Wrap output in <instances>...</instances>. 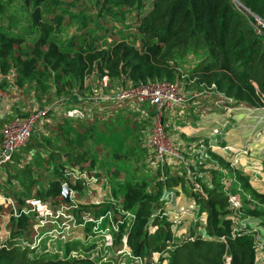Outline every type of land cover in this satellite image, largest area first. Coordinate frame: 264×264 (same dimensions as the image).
Instances as JSON below:
<instances>
[{
    "label": "trees",
    "instance_id": "trees-1",
    "mask_svg": "<svg viewBox=\"0 0 264 264\" xmlns=\"http://www.w3.org/2000/svg\"><path fill=\"white\" fill-rule=\"evenodd\" d=\"M149 1L145 11L147 0H24L31 31L37 37L26 47L23 38L0 31L1 79H9L11 74L20 84L35 81L41 88L44 80L51 79L53 98L67 97L65 104H84L95 110L92 115L79 113L76 118L64 113L54 117L50 112L48 117L53 120L48 135L34 133L26 146L14 153L5 166L8 180L0 179V192L4 190L1 182H5L10 186L5 191L20 203L40 197L58 205L66 203L62 190L67 184L71 198L77 201L88 191L92 179L104 180L93 173L96 152L104 153L110 159L105 180L114 181L112 191L121 207L79 206L96 216L112 212L114 219L121 221L119 231L114 232L118 250L127 234L128 247L141 260L159 253L168 256V264H258L256 230L249 223L234 220L231 193L219 184L217 170L208 171L209 180L197 177L188 192L206 214L204 232L192 230L189 237L177 238L173 221L157 210L165 189L180 185L182 178L165 174L150 185L127 172L126 160L136 153L133 145L145 141L148 122L138 115L147 114L151 120L156 110L150 107L149 114L144 113L146 105L136 98L120 100L114 96L151 81L182 86V78L188 76L196 87L213 88L223 95H216L214 103L264 107V32L252 25L258 18L264 25V0H237L253 14L250 20L233 0ZM74 19L79 21L76 32L62 38L63 30ZM88 76L109 77L110 86L112 80L117 87L112 98L95 101L96 96H84ZM129 83L132 85L126 88ZM190 86L187 81L185 89ZM227 98L233 102L229 104ZM189 115L193 122L198 119L195 113ZM15 117L0 118V146L4 124ZM206 143L211 157L207 160L217 161L220 172L228 169L244 190L264 205V194L252 186L249 175L232 167ZM202 165L196 161L190 168L203 169ZM128 216L132 223L125 231ZM2 227L0 217V233ZM8 227L10 238L3 242L0 236V264H93L69 259L72 251H79V242L68 244L61 259L50 258L44 251L31 254L17 240L18 236H29V218L12 219Z\"/></svg>",
    "mask_w": 264,
    "mask_h": 264
},
{
    "label": "rangeland",
    "instance_id": "rangeland-1",
    "mask_svg": "<svg viewBox=\"0 0 264 264\" xmlns=\"http://www.w3.org/2000/svg\"><path fill=\"white\" fill-rule=\"evenodd\" d=\"M150 1L146 2L147 11L150 7ZM234 6L242 10V13L247 17V19L251 18L253 15L249 10L245 9L240 2L237 0H233ZM11 17V20H10ZM250 20V19H249ZM252 21V20H251ZM252 25L259 29L261 32H264V25L258 18L256 21H252ZM79 26V21L74 19L71 24L68 25L63 30L62 38H69L73 33L76 32V29ZM30 27V12L28 10L27 5L24 3V0H0V31L8 34L9 36L20 37L24 39V46L29 47L33 44L34 40L37 37V34L31 31ZM109 77L105 76L102 79H98L93 76H88L86 80V87L83 91L84 96L87 97H101V96H110L117 89L114 82L111 80V86L109 84ZM190 84V88L188 90L185 89L186 85ZM53 81L44 80V86L39 87V83L29 80H25L22 84L18 83L16 78L10 74L8 82L6 85L2 84L5 89L9 86H13V89L10 90L8 97L13 100L14 106L18 107V112L15 111L14 106L11 107L12 113L10 115H30L43 110L46 108L48 112L42 115L37 123L36 132L37 134H47L50 130V125L52 124V120L48 117L51 112V116H57L61 114H65L71 117L79 116V113L82 116H86V112L89 115L93 114V106H81L76 104L77 106H72L70 104H65L67 97H61L59 99L53 98L52 94L54 90H51V86ZM181 91L185 95H194V98H191L189 103L178 104L171 109L166 110L162 115V122L168 124V130L174 139V141L185 150V153L188 154V158L201 160L199 163L202 165L201 169L199 166L195 167V169H187L185 166H180V163L173 162L172 164H159L155 162V153L152 144L149 139L154 129V119L148 120L146 115H138V118L141 121L147 120V127L145 128V141L141 145H133L134 151L136 152L134 156L126 160L127 163V172L128 174L137 179H145L150 182V185H153L155 181H157L160 177L165 174H169L170 176H174L178 174L182 178V183L174 188L165 189L169 192L170 197L169 200L163 199L162 194L160 198L161 207L157 210V214H163L168 216V218L173 221L174 217L177 214V211L180 209L179 207H172L171 202L176 197L178 198L181 194L183 199L187 200L184 203V207H190L194 204V202L188 199L191 197L188 192L193 189V184L196 183V178L204 176L205 179H210L209 170H217L219 172V184L227 190L230 191L232 200H231V208L233 210V218L239 223H249V226L256 230L257 238H260V247L257 251L256 260L258 264H264V205L254 200L251 195L244 190L242 185H240L239 181L234 178V175L229 172L228 169L220 172V167L217 164V161H210L205 158H202L200 155L196 157V154L201 149L200 145L203 141L207 140V138H197L194 136L195 132H197V128L190 127L186 131V126H194L196 124H186V112L202 110L206 108L207 111L212 110L217 115H223L220 119H218V123L220 126L228 124L229 129H235L236 139L235 147H239L241 145L249 143L253 148L251 149L247 145L246 147L253 153L254 157H251V160H256L261 162L260 167L262 168V175L259 176L258 179L254 178L253 172L250 171L249 181L252 186L258 190L259 192L264 194V107L259 108H248L245 103H240L237 107H231L224 103H221L219 100L214 103L212 101L216 95L223 96L221 93H217L213 88H205L206 86L196 87L194 84V80H188V76L182 78L181 80ZM132 83H129L126 88L131 86ZM133 88V87H132ZM208 95V97H207ZM41 97V100L39 99ZM75 96V95H74ZM77 96V94H76ZM196 99V101H195ZM207 99V100H206ZM194 100V101H193ZM206 100V101H205ZM194 102V103H193ZM232 103L233 101H229ZM58 104V105H57ZM225 106H229L230 109H227ZM63 107V108H60ZM142 108V107H141ZM148 107L146 108V113L148 111ZM189 110V111H188ZM8 115V116H10ZM129 115V114H127ZM204 117L210 118L212 116L208 114H203ZM201 115V116H203ZM133 116V115H132ZM133 118H135L133 116ZM218 118V117H216ZM179 126V128H178ZM49 127V128H48ZM147 136V138H146ZM239 145V146H238ZM234 147V148H235ZM232 150V153L235 154L237 148ZM256 148H258L256 150ZM222 152L218 149V152ZM94 152L91 153V155ZM96 166L94 167L93 173L99 174L102 179L101 182H98L96 178L90 181V186L87 192L82 193L77 202L82 206H104L110 204L111 206L116 205L115 207L120 208V203L118 199L115 197L112 188L114 186V181L111 179H106V171H107V163L110 162L109 157L106 158L104 153L96 152ZM230 160L234 156H227ZM207 160V161H206ZM209 163V164H207ZM196 172L197 174H194ZM245 173V172H244ZM246 174V173H245ZM7 167L4 168L2 172H0V179L2 181H7ZM198 183V182H197ZM2 189L6 187H10L7 183L1 182ZM165 192V191H164ZM91 205H90V204ZM191 209L194 212V216L196 219H184L181 223L175 224L173 227V231L175 232L177 238L179 240L189 237L190 232H204V223L202 222V217H205V212L202 211L198 204L195 205ZM122 214V213H121ZM194 217V218H195ZM125 231L128 229L132 223L131 216H128L125 220ZM102 228V226H100ZM104 227L110 228L111 223L109 221H104ZM92 226L88 228V231H91ZM110 230H106L105 234H110ZM112 232H114L112 230ZM116 233V232H115ZM3 237H5V233H2ZM105 238H101L97 240V244L93 242H85L81 243L79 251L69 256V259L76 260H87L92 262L93 264H168V256L160 255L159 253H153L150 256L143 257V260H134L127 253L118 254V248L116 245L109 246L104 240ZM115 244V242H114ZM62 243H54L51 244L49 252L50 258L61 259L65 256V247L62 246ZM33 254V253H32Z\"/></svg>",
    "mask_w": 264,
    "mask_h": 264
},
{
    "label": "built area",
    "instance_id": "built-area-1",
    "mask_svg": "<svg viewBox=\"0 0 264 264\" xmlns=\"http://www.w3.org/2000/svg\"><path fill=\"white\" fill-rule=\"evenodd\" d=\"M7 98V90L0 86V104L7 100ZM110 98L112 96L94 97L93 99L100 101L109 100ZM114 98L120 100L136 98L141 105H146L143 107L144 113H146L147 107L155 108L156 114L153 118L154 129L149 141L153 146L155 162L158 165L172 164L175 161L180 163V166H185V168L190 169V164L201 161L195 158H188L185 150L172 138L168 130L169 125L163 123L161 119L166 110L178 104L189 103L190 97L182 93L180 84L166 81H151L119 92ZM227 100L232 101L231 98H227ZM220 102L222 103L223 101ZM225 107L230 109L229 106ZM46 113L47 109H44L28 116H17L4 124L1 130L0 172L12 161L14 153L26 146L32 135L36 132L39 118ZM214 147L217 152L218 149L223 151L224 155L231 152L229 146L211 145L210 148L212 149ZM200 148L196 157L200 155L202 158H209L208 147L204 143H201ZM221 155H223L222 152ZM233 156L232 159H227L232 167L239 168L249 175H251L250 171L253 172L255 179H258L262 175L263 170L260 167L262 163L251 160L250 150L248 148L236 150ZM82 177L84 179L86 178L85 175H82ZM6 191L4 189L0 192V217L3 219L0 236L3 242H6L11 236L12 230L8 227L10 221L12 219L17 220L26 217L31 221L29 236H18L17 240L23 248H29L31 254H38L42 251L51 252L49 246L54 243H62V246L66 248L70 243L79 242L80 244H84L85 242H93L97 244V240L105 238L104 240L107 245H115L114 232L119 231L121 221H116L112 212H106L105 214L96 216L90 211L82 210L79 206L80 204L72 198L70 202L60 203L58 205L40 197H32L20 203L12 194H8ZM169 197V192L165 190L163 199L167 202ZM190 215L195 217L194 212H177L173 219V227L175 224L181 223L185 218L190 217ZM106 220L111 223L114 232L110 228L104 227V221ZM201 220L203 223L206 222V214ZM243 224L246 225V223ZM90 226H92V230L88 231ZM108 229L111 231L110 234H105V231ZM2 233H5L6 236L3 237ZM258 239L260 240L259 237ZM122 243L123 246L117 251L118 254L127 253L132 259L141 260L135 258L132 250L128 247L127 234L123 236ZM77 252L72 251L69 256Z\"/></svg>",
    "mask_w": 264,
    "mask_h": 264
},
{
    "label": "crops",
    "instance_id": "crops-1",
    "mask_svg": "<svg viewBox=\"0 0 264 264\" xmlns=\"http://www.w3.org/2000/svg\"><path fill=\"white\" fill-rule=\"evenodd\" d=\"M5 82H8V79L7 78L1 79V77H0V86H1L2 83H5ZM3 88L5 89L4 86H3ZM11 89H13V86H9L5 90H7L8 94H9ZM12 103H13V100L8 97L7 100H5L4 102H2L0 104V118H4V117H6V116H8V115H10L12 113L11 107L14 106V104H12ZM14 109H15V111L18 112V110H17L18 107L17 106H14ZM197 111L193 112V113H195V115L198 118L195 122L192 121L193 119L189 115L190 112H186L185 113L186 116L184 117V119L187 120L186 124H196L194 126H189V127L186 126V131H188L187 130L188 128L196 126L197 132H195L194 136L197 137V138H201V139L202 138H207V140L203 141V143L206 146H207V143H206L207 141H208L209 147H211V145L212 146H214V145L215 146H218V145L229 146V148L231 149V152L229 154H226V155L227 156L234 155L232 153V149L235 147V145H237L235 143V139L237 137L236 136L237 132L235 131V129H232V130L229 129L228 124L221 125V126L219 124H217L218 123V119H220L223 116L222 114L221 115H217L214 112L212 113V110L207 111L206 108H203L202 110H200V111L197 110ZM203 114H208L210 116H212V115L213 116L210 117V118H206V117H204L205 115H203ZM201 115H203V116H201ZM216 117H218V118H216ZM178 128H179V126H178ZM247 145H250V144L246 143V144H244V146L243 145H241V146L238 145L239 147H235V148H237V150L238 149H247V147H246ZM249 147L251 149L253 148L251 145ZM257 149L258 148H256V150ZM212 150L215 152L216 151L215 147L212 148ZM219 153L221 154V152H219ZM226 155L223 154L222 156H224L225 159H228L226 157ZM250 155H251V157H254L253 153L251 151H250ZM210 158L211 157H209V159ZM254 161H256V160L254 159ZM182 195H184V193L181 194L178 198L175 197L172 200L171 205H172V207L176 206V207L180 208L177 212L186 211V212H190L191 213L192 211L189 208L195 207V205L197 203H196L194 197L191 196L188 199H190V201L194 202V204L191 205L190 207H187V206L184 207L185 206L184 203L187 200L183 199ZM185 219H196V218H194V217H192L190 215V217L185 218Z\"/></svg>",
    "mask_w": 264,
    "mask_h": 264
},
{
    "label": "water",
    "instance_id": "water-1",
    "mask_svg": "<svg viewBox=\"0 0 264 264\" xmlns=\"http://www.w3.org/2000/svg\"><path fill=\"white\" fill-rule=\"evenodd\" d=\"M63 196L65 198L66 202H70L71 200V192H70V188L67 185L63 186V190H62Z\"/></svg>",
    "mask_w": 264,
    "mask_h": 264
}]
</instances>
